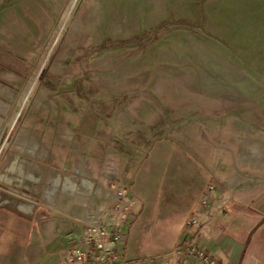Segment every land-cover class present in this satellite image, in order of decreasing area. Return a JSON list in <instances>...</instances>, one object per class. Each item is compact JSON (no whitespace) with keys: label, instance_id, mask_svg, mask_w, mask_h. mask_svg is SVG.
Segmentation results:
<instances>
[{"label":"rangeland","instance_id":"374dc122","mask_svg":"<svg viewBox=\"0 0 264 264\" xmlns=\"http://www.w3.org/2000/svg\"><path fill=\"white\" fill-rule=\"evenodd\" d=\"M4 10L27 14L11 46L31 71L4 131L0 209L30 205L14 188L44 205L79 202V212L89 196L102 202L96 191L125 188L136 204L121 255L143 264L173 248L209 197L226 212L231 195L216 187L234 175L227 151L245 154L228 133L251 123L264 139V0H0ZM15 156L18 166L5 172ZM246 203L239 225L226 228L247 241L235 264H264L248 249L264 216ZM47 206L49 216L62 212ZM244 212L256 222L246 225Z\"/></svg>","mask_w":264,"mask_h":264},{"label":"crops","instance_id":"0c3cea01","mask_svg":"<svg viewBox=\"0 0 264 264\" xmlns=\"http://www.w3.org/2000/svg\"><path fill=\"white\" fill-rule=\"evenodd\" d=\"M26 16L27 14L23 12V18L21 17L20 20H18L15 18L14 12L12 13L10 10H4V14H0L2 18L0 22V157L2 153L5 154L7 148L4 147V131L17 112L18 108H15V104L26 87V75L31 71L28 64L16 62V57H19L17 56L19 53L16 48H13L14 46H11V44H15L17 40L16 33L25 32L26 27L28 28L26 23L29 20L28 18L25 19ZM24 53L25 51L22 54ZM22 54H20V56L25 55ZM243 126H246L249 131H245L242 135L235 134L241 138L237 140L231 138V140L237 142L240 147L242 146V150L245 154L237 155L232 148L228 149L227 152L230 153L228 154V158H230L231 170L234 175L228 177V180L225 181L222 186L218 185L216 187L217 195L226 191L231 195L226 202V212L219 211L215 206L213 207L212 197H209L205 203L191 209V215L197 214L201 223L187 229V233H181L174 242V246L171 250L155 256L151 261H148L149 264H165L167 260L171 264L175 263L177 255L173 254V252L179 242L186 236L195 244L211 252L216 264H235V262H239L241 258H244V254L239 251L238 242L241 241V243L245 244L247 241L245 242L242 237H236L237 234L240 235L237 228L234 229L235 232H233V234L236 233L234 235L235 237L232 236L233 234L228 233L226 228H232L236 223L238 224V218H236L237 213H240V206L238 203H246L241 201L245 195L249 197L250 200V202L246 204L255 205L256 210H259L258 213L264 216V169H259L255 172L254 170L241 168L239 166L240 160L244 162L261 160L264 162V139L253 135L251 123L244 124ZM17 158L15 156L11 164L8 165L11 166V168L7 166L6 168L4 167L3 170L9 173L11 170L15 169V166H18ZM4 162V157H1L0 166H2ZM224 172L225 170L215 172L214 178L216 182L219 181V174H224ZM29 176L32 175L30 174ZM83 176L84 178L88 177L86 175ZM57 179H59L60 184V177ZM233 179L237 181L227 186L226 182ZM251 180H256L257 183H247ZM67 181L73 186L70 193L71 196H74L77 193L74 189L76 187L72 181ZM104 190L105 192H109V190ZM14 192L32 198L34 201L25 199L30 205H18L15 210H11L10 208L0 209V245L3 248L2 253H0V260L2 264H68L63 252L66 248V241L63 238L64 234L69 231L81 232L83 227L75 220V216L81 217L89 210L103 207L105 204L103 200L107 198L100 197L99 199L102 202L98 204L91 201V196H89L90 198H88V201L81 205L83 209L79 212L77 211V209H79L77 207L79 202L78 204L72 202V204L68 205H65L64 202H60L59 205H57V201H47L46 205H44L45 203H40V201L37 202L38 200L30 195L33 192H28L26 188L22 189V191L14 188ZM88 195L96 194L88 191ZM131 195L134 201V208L136 202L133 194ZM48 204L56 206V208L61 209L62 212L59 211L56 212L55 216H49L53 209L47 206ZM21 207H24L26 210H22ZM211 208L212 211H210ZM251 215H256V213ZM251 215L247 212L243 213V216H249L247 220H245L246 225L256 222V218H254V216L251 217ZM233 216L236 219H233ZM127 225L128 223L125 225V234ZM261 233L262 234L259 235L260 237L256 236L258 238L254 237L251 243L248 242L250 244L248 246L250 254L255 258L264 256V231ZM122 251H124V246L120 251L121 261L127 264H143V259L141 258L132 261L126 260L124 256L121 255ZM245 258L247 259V256ZM183 262H189L187 257L184 258ZM194 263L198 264L197 262ZM145 264L147 263L145 262Z\"/></svg>","mask_w":264,"mask_h":264},{"label":"built area","instance_id":"2783aa9c","mask_svg":"<svg viewBox=\"0 0 264 264\" xmlns=\"http://www.w3.org/2000/svg\"><path fill=\"white\" fill-rule=\"evenodd\" d=\"M10 127L8 130L11 131ZM109 192L111 196L103 200V207L89 210L75 219L83 227L81 232L64 234L66 248L63 252L68 264H127L120 260V251L126 240L125 225L135 219L133 197L125 188ZM198 223H201L199 216L192 214L186 226L189 229ZM173 254L177 255L173 264H216L211 252L195 244L188 236L179 242ZM185 257L188 263L183 262ZM165 264L171 263L167 260Z\"/></svg>","mask_w":264,"mask_h":264},{"label":"bare ground","instance_id":"6f19581e","mask_svg":"<svg viewBox=\"0 0 264 264\" xmlns=\"http://www.w3.org/2000/svg\"><path fill=\"white\" fill-rule=\"evenodd\" d=\"M234 181H235V180L233 179V180H230L228 183L231 184V183L234 182ZM88 187L90 188L91 191H94V190H93V189H94V185H93V184L88 185ZM89 188H88V189H89ZM98 193H99L100 196H104V197L110 198V197H109V194L106 193L104 190H100ZM110 196H111V195H110Z\"/></svg>","mask_w":264,"mask_h":264},{"label":"flooded vegetation","instance_id":"af4514ba","mask_svg":"<svg viewBox=\"0 0 264 264\" xmlns=\"http://www.w3.org/2000/svg\"><path fill=\"white\" fill-rule=\"evenodd\" d=\"M240 128H242V130H244V131H247V130L249 131V129L246 126L241 125ZM228 134H229L228 136L230 138H233V139H236V140L241 138V137H238V136H236L235 134H232V133H228Z\"/></svg>","mask_w":264,"mask_h":264}]
</instances>
